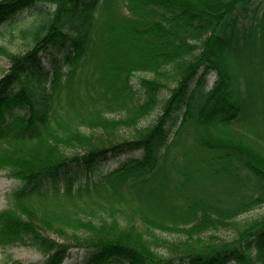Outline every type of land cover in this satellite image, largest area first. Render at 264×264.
Instances as JSON below:
<instances>
[{"label":"trees","instance_id":"16d2710c","mask_svg":"<svg viewBox=\"0 0 264 264\" xmlns=\"http://www.w3.org/2000/svg\"><path fill=\"white\" fill-rule=\"evenodd\" d=\"M24 13L27 50L0 44V171L18 181L0 248L264 264V215L238 221L264 205V0H0V28Z\"/></svg>","mask_w":264,"mask_h":264},{"label":"rangeland","instance_id":"374dc122","mask_svg":"<svg viewBox=\"0 0 264 264\" xmlns=\"http://www.w3.org/2000/svg\"><path fill=\"white\" fill-rule=\"evenodd\" d=\"M34 17L29 15L28 13H24L16 19V22L13 24H8L0 28V44H3L7 46L12 52L15 53H24L27 50V40H24L20 36V30L27 27L29 24H31L32 21H34ZM76 26L74 24H71V26L68 27L69 31L75 32ZM48 61V60H47ZM46 63L48 64V62ZM49 67V65H48ZM9 68V62L6 58L0 56V76L4 71H6ZM147 77V78H153V75L150 73H136L133 78V83L135 85H138L140 78ZM215 79V75H212L209 78V85H212ZM169 85L172 87L173 83H169ZM169 90L165 89L163 90L161 94V98L165 97L168 94ZM161 109L158 107L156 111H154L151 115L148 117L142 119L138 125L139 128L147 127L154 123L157 116L160 114ZM111 118H115L116 120L121 118L122 116L120 114H117L115 116H110ZM123 136H130L131 132L127 130L122 131ZM124 159L121 158V160ZM117 165L116 161H112L108 163L104 167L103 170H101L102 174L109 173L113 168H115ZM18 185V181L15 179L10 178L7 176L5 171H0V212L4 211L8 207L7 202V194L14 190ZM264 215V205L240 216L238 218V221L241 224H245L248 221H251L253 219H258L261 216ZM155 235L163 236L165 238H168L170 240H174L176 238L175 235H168L167 233H160L155 231ZM236 230L235 229H229V230H220L216 233H214V236L226 239V240H232L236 237ZM49 237L57 240L58 242H64L65 239L60 235V233H48ZM158 251L161 253H167L166 248H158ZM46 257L41 254L38 250H36L32 246H26V245H19L14 246L10 248H0V264H3L6 261H17L22 262L23 264H44ZM83 259V252L79 249H72L69 253L68 258L65 260L63 264H77L81 262Z\"/></svg>","mask_w":264,"mask_h":264}]
</instances>
